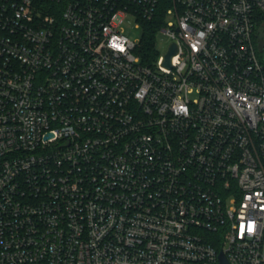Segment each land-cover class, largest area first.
<instances>
[{"label":"built area","instance_id":"built-area-1","mask_svg":"<svg viewBox=\"0 0 264 264\" xmlns=\"http://www.w3.org/2000/svg\"><path fill=\"white\" fill-rule=\"evenodd\" d=\"M165 1L0 0V264H264V0Z\"/></svg>","mask_w":264,"mask_h":264},{"label":"rangeland","instance_id":"rangeland-1","mask_svg":"<svg viewBox=\"0 0 264 264\" xmlns=\"http://www.w3.org/2000/svg\"><path fill=\"white\" fill-rule=\"evenodd\" d=\"M176 22V18L174 15H168L166 17V23ZM125 27V35L129 37L131 40L138 42L139 44L142 43L144 40V35L146 32V27L144 26H137V20L133 17H129L126 20L124 25ZM257 46H260L264 42V17L262 21L258 22V27L255 32ZM173 41L169 38L164 32H159L155 35V51L158 56H166L169 52L170 46L172 45ZM259 55L261 58L263 57V51L260 52Z\"/></svg>","mask_w":264,"mask_h":264},{"label":"trees","instance_id":"trees-1","mask_svg":"<svg viewBox=\"0 0 264 264\" xmlns=\"http://www.w3.org/2000/svg\"><path fill=\"white\" fill-rule=\"evenodd\" d=\"M168 6V1L166 0L163 3V7L166 8ZM162 7V8H163ZM259 21H262L263 16L259 18ZM163 23V12L160 14L159 18L156 19L154 22L149 23L146 27V32L144 35V40L142 41V49L140 52L141 58L143 62H149L151 63L153 60L157 59V53L155 51V35L157 34V29H159V26ZM258 27V26H257ZM255 42L256 36H255ZM263 45L259 46V49L263 50Z\"/></svg>","mask_w":264,"mask_h":264},{"label":"water","instance_id":"water-1","mask_svg":"<svg viewBox=\"0 0 264 264\" xmlns=\"http://www.w3.org/2000/svg\"><path fill=\"white\" fill-rule=\"evenodd\" d=\"M175 47H173L171 49V51L169 52V54L167 55L166 57V60H165V65H170V60H171V57L175 54ZM263 60H264V45H263ZM222 263L223 264H227L224 257H222Z\"/></svg>","mask_w":264,"mask_h":264}]
</instances>
